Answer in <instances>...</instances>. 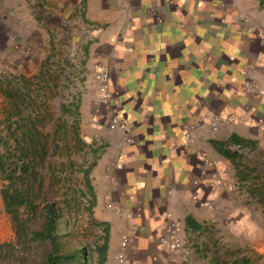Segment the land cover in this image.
<instances>
[{
	"label": "crops",
	"instance_id": "1",
	"mask_svg": "<svg viewBox=\"0 0 264 264\" xmlns=\"http://www.w3.org/2000/svg\"><path fill=\"white\" fill-rule=\"evenodd\" d=\"M80 2L93 75L80 122L102 264H225L232 231L263 208L248 156L264 157V0ZM169 221L187 253L159 243Z\"/></svg>",
	"mask_w": 264,
	"mask_h": 264
},
{
	"label": "rangeland",
	"instance_id": "2",
	"mask_svg": "<svg viewBox=\"0 0 264 264\" xmlns=\"http://www.w3.org/2000/svg\"><path fill=\"white\" fill-rule=\"evenodd\" d=\"M80 4V0H0V84L4 87L9 81L10 87L21 88L26 100L21 104L18 98L14 103L0 93V156L8 171L24 117L36 115L40 138L48 143L38 168L43 181L40 192L44 199L63 207L68 226L91 243L99 235V227L87 209L84 171L91 162L81 141L80 105L81 94L91 92L93 75L86 65L88 46L84 42L89 24L80 14ZM72 100L77 103L76 132L71 114L62 111V105L67 107ZM248 163L254 173L249 180L258 182L254 195L262 198L263 208L248 211L257 224L232 231V248L226 253L225 264L241 257L250 264H264V157L249 155ZM3 175L0 172V189L8 184ZM19 214L26 217L22 208ZM1 242L9 246L0 251V264H37L14 236L0 194Z\"/></svg>",
	"mask_w": 264,
	"mask_h": 264
},
{
	"label": "trees",
	"instance_id": "3",
	"mask_svg": "<svg viewBox=\"0 0 264 264\" xmlns=\"http://www.w3.org/2000/svg\"><path fill=\"white\" fill-rule=\"evenodd\" d=\"M20 89L10 87L9 81H6L4 87L0 84V93L6 98L14 103L19 98V102L25 104L26 100L22 97ZM26 93L28 95V92ZM62 111L71 114L73 131L76 132V100H72L67 107L62 105ZM24 120L26 122L20 129L19 137L15 139V151L10 153L12 159L8 171L4 169L3 158L0 156V172L4 174L3 178L8 180L6 187L0 189V194L5 212L9 214L14 236L22 248L32 253L37 264H102L104 246L96 243L97 238L91 243L80 239L74 227L68 226L63 207L42 196L40 191L43 181L38 175V168L43 164L48 143L40 138L41 135L35 126L36 115L31 117V114L27 113ZM18 127L20 128V125L16 129ZM86 175L87 170L84 171V176ZM85 187L86 191L90 192L86 177ZM89 206L87 205V209ZM19 208L25 211L26 217L19 214ZM92 221L99 226L95 220ZM8 246L7 242H1L0 251L7 250ZM243 263L250 264L243 257L231 262Z\"/></svg>",
	"mask_w": 264,
	"mask_h": 264
},
{
	"label": "built area",
	"instance_id": "4",
	"mask_svg": "<svg viewBox=\"0 0 264 264\" xmlns=\"http://www.w3.org/2000/svg\"><path fill=\"white\" fill-rule=\"evenodd\" d=\"M107 76H108L107 71L105 69H100L98 73V78L100 79V81L102 82L106 81ZM98 93H99L98 97H104L105 95L103 88L102 89L100 88ZM109 122L112 127L118 125V120L114 117H112L109 120ZM221 123H222V118L219 115H214L210 120V126L212 129H216V127ZM193 128L194 125L190 124L188 130L190 131ZM189 131H187L184 134L185 138H189V133H188ZM208 207H210V205H208ZM177 230H178L177 223H175V221H169L165 233L160 234L158 236V241L159 243L165 245L171 250L181 251L185 254L187 253V250L183 247ZM125 242H126L125 239H123L121 245L124 246Z\"/></svg>",
	"mask_w": 264,
	"mask_h": 264
}]
</instances>
